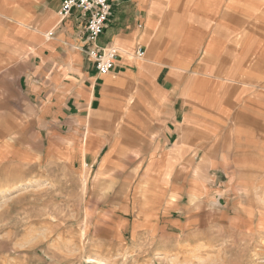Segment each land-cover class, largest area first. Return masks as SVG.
<instances>
[{
    "label": "crops",
    "instance_id": "0c3cea01",
    "mask_svg": "<svg viewBox=\"0 0 264 264\" xmlns=\"http://www.w3.org/2000/svg\"><path fill=\"white\" fill-rule=\"evenodd\" d=\"M63 1L0 0V159L136 179L161 211L244 186L264 164V0H110L98 44L121 58L107 75Z\"/></svg>",
    "mask_w": 264,
    "mask_h": 264
},
{
    "label": "rangeland",
    "instance_id": "374dc122",
    "mask_svg": "<svg viewBox=\"0 0 264 264\" xmlns=\"http://www.w3.org/2000/svg\"><path fill=\"white\" fill-rule=\"evenodd\" d=\"M252 166L235 193L209 185L218 195L161 211L136 179L1 158L0 264H264V164ZM204 169L196 179L211 184Z\"/></svg>",
    "mask_w": 264,
    "mask_h": 264
},
{
    "label": "built area",
    "instance_id": "2783aa9c",
    "mask_svg": "<svg viewBox=\"0 0 264 264\" xmlns=\"http://www.w3.org/2000/svg\"><path fill=\"white\" fill-rule=\"evenodd\" d=\"M78 14L85 25V46L89 59L94 63L100 75H107L115 70L121 58L120 50L116 47H102L98 44L99 38L109 26L113 14L110 0H64L60 10L61 22ZM146 51L137 47L134 57L137 60L145 58Z\"/></svg>",
    "mask_w": 264,
    "mask_h": 264
},
{
    "label": "bare ground",
    "instance_id": "6f19581e",
    "mask_svg": "<svg viewBox=\"0 0 264 264\" xmlns=\"http://www.w3.org/2000/svg\"><path fill=\"white\" fill-rule=\"evenodd\" d=\"M84 144V143H83Z\"/></svg>",
    "mask_w": 264,
    "mask_h": 264
}]
</instances>
